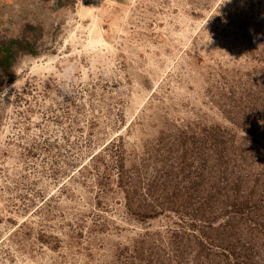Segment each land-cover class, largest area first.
<instances>
[{
    "label": "rangeland",
    "instance_id": "obj_1",
    "mask_svg": "<svg viewBox=\"0 0 264 264\" xmlns=\"http://www.w3.org/2000/svg\"><path fill=\"white\" fill-rule=\"evenodd\" d=\"M0 4V264H264V0Z\"/></svg>",
    "mask_w": 264,
    "mask_h": 264
},
{
    "label": "built area",
    "instance_id": "obj_2",
    "mask_svg": "<svg viewBox=\"0 0 264 264\" xmlns=\"http://www.w3.org/2000/svg\"><path fill=\"white\" fill-rule=\"evenodd\" d=\"M52 1L54 2L56 0H52ZM1 8H2V5L0 4V12L2 13L3 11ZM17 25H18V19L15 18V16L14 18H11V19L9 18V22L6 24H2L1 19H0V36L6 33L5 31L7 30L6 28L10 29V34H12V32L16 30Z\"/></svg>",
    "mask_w": 264,
    "mask_h": 264
},
{
    "label": "trees",
    "instance_id": "obj_3",
    "mask_svg": "<svg viewBox=\"0 0 264 264\" xmlns=\"http://www.w3.org/2000/svg\"><path fill=\"white\" fill-rule=\"evenodd\" d=\"M29 28H32V29H34L35 27H29ZM14 40H12L8 45L6 44V46L3 48V50H4V54H3V56H2V59H1V63H2V67H3V69L4 68H9V63L7 62L8 60H9V58L11 57V51H12V45L14 44Z\"/></svg>",
    "mask_w": 264,
    "mask_h": 264
},
{
    "label": "bare ground",
    "instance_id": "obj_4",
    "mask_svg": "<svg viewBox=\"0 0 264 264\" xmlns=\"http://www.w3.org/2000/svg\"><path fill=\"white\" fill-rule=\"evenodd\" d=\"M94 7H95V6H94ZM87 8H88V7H87ZM81 9H82V8H81ZM81 12H82V11H81ZM87 12L90 13V14H92V13H93V8L88 9ZM83 16H84V15H82V17H83ZM91 30L94 31L95 33H98V26H97L96 24H94V27L91 28Z\"/></svg>",
    "mask_w": 264,
    "mask_h": 264
},
{
    "label": "crops",
    "instance_id": "obj_5",
    "mask_svg": "<svg viewBox=\"0 0 264 264\" xmlns=\"http://www.w3.org/2000/svg\"><path fill=\"white\" fill-rule=\"evenodd\" d=\"M8 1H10V0H8ZM13 16H15V18H18V16L13 12Z\"/></svg>",
    "mask_w": 264,
    "mask_h": 264
}]
</instances>
